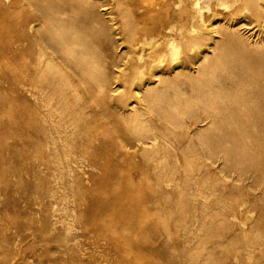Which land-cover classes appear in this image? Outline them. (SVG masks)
<instances>
[{"label": "rangeland", "instance_id": "1", "mask_svg": "<svg viewBox=\"0 0 264 264\" xmlns=\"http://www.w3.org/2000/svg\"><path fill=\"white\" fill-rule=\"evenodd\" d=\"M95 1V11L101 19L107 25L113 24V28L116 26V31L110 30L108 36H102L104 39L95 42L98 45L95 47L99 53L108 56L107 61L115 59L118 65L121 64L117 69L107 63L111 82L106 91L119 86L114 77L123 69L119 57L129 50L123 33L127 23L140 29L157 28L168 15H182L185 10L189 11V16L184 12L183 24L195 28L198 35L210 37L208 44L212 43V46L201 45L189 53L182 47L177 50L179 60L173 62L167 55L164 63L160 62L162 71L176 62L174 70H179V85L186 80L185 77H196L202 53H214L213 48L220 37L212 32L213 28L233 24L239 29L238 37L245 45L250 44V49L253 46L259 52L261 49L258 48L264 45L260 42L264 39V21L257 20L251 11L244 9V0H171L168 11L161 5L164 0ZM155 1L156 6L147 7V2ZM36 4V0L0 3V264H264V183L258 182L252 172L236 180L234 177L238 176L227 168L223 169L227 171L224 184L219 185L217 166L222 162L219 158H225L224 151L218 149L215 155L208 154L207 159L201 145L195 143L196 136L191 140L186 135L181 140L179 129L170 134L164 123H158L160 121L156 120L153 111L144 114L143 118L155 121L151 123V130L158 125L156 128L165 132L161 142L166 144L159 140L158 144L163 148L157 149L163 156L152 157L151 154L127 150L117 133L126 137H132L133 133L121 123L113 104L105 109L115 113L111 114L115 120L98 118L103 109L95 106L92 114L90 107L85 109L83 98L87 94L81 89L77 92L81 98L76 104L79 107L78 121L75 126L66 125V146L63 148L67 154L81 156L82 162L80 160L77 166L72 164L74 169L55 166L57 169L52 165L58 160L59 152L55 147L64 142L58 140L57 145L51 140L50 143L49 139L43 142L45 133L34 130L33 121L39 122L40 129L46 123L42 122L41 115L37 114V118L31 113L33 108L37 110L49 99L34 98L31 86L21 88L19 99L16 98L14 77L18 66L24 70L28 58L23 54L16 58L7 49L8 43L14 39V29L29 36H37L45 30ZM196 11H204L202 19L199 16L193 18ZM30 22L42 28L36 25L38 30H33L30 26H22ZM174 36L179 46L180 30H176ZM162 38L160 35L154 37L158 43V48L154 47L157 51L164 47ZM249 46L247 50L251 53ZM151 48L147 45L146 53ZM254 50L252 53H258ZM55 72L59 74L56 68ZM56 80L58 82L57 77ZM56 90H59L58 86ZM185 91L187 93L179 97L189 103L192 94ZM75 95L72 93L71 97ZM46 105L38 109L48 115L52 111L53 123L69 121L68 110L63 111L55 101ZM180 119L188 121V116L183 113ZM149 124L143 125L145 129H149ZM202 124L199 123L201 128L205 125ZM198 137L202 138V135ZM175 139L182 141L183 147L180 143L174 144ZM188 141L191 144L186 147ZM133 152L136 154H131ZM156 159L166 165L161 170L163 180L172 170L177 178H185L190 167L210 166V173L199 192L193 185L181 183L178 179L179 185L174 187L177 196L158 201L156 172L152 171L146 177L147 166L150 165L152 170L157 165ZM41 162L52 163V168L38 166ZM45 189L54 191L45 195ZM182 190L189 193V199H179L178 192ZM166 191L165 187L163 192ZM144 196L152 199L145 208L141 206L144 205ZM204 205L210 208L203 211ZM223 207L225 210L219 212ZM202 222H211L213 226H202ZM130 223L135 226L128 228ZM248 239H256V243H243L242 240L246 242ZM139 244L149 247L142 249ZM196 254H202V258ZM195 256L200 262L193 259ZM208 259L210 262L206 261Z\"/></svg>", "mask_w": 264, "mask_h": 264}, {"label": "bare ground", "instance_id": "2", "mask_svg": "<svg viewBox=\"0 0 264 264\" xmlns=\"http://www.w3.org/2000/svg\"><path fill=\"white\" fill-rule=\"evenodd\" d=\"M2 1L7 0H0V3ZM170 1L164 0L161 2L163 9L170 10ZM36 2L37 9L41 13L38 10L36 12L42 14L40 17L43 20L44 25L42 26L45 27V30L43 29L44 31L41 33L38 32L37 36H29L25 32L18 33V30L14 29V39L8 43V53H13L16 58H19L21 54L28 58L24 65L25 71L18 66L14 77L16 98L19 99L18 92L21 88L31 86L34 89L31 93L34 98L47 97L49 100L46 104L55 101L58 106L63 108V111H69V115L67 114L69 121L63 120L56 124L50 118L52 111L48 115L43 112L44 110L40 111L38 109L47 106L46 104L40 105L37 110L36 108L31 110V113L35 114L36 117L37 114L41 115L42 122L46 123L40 129L39 122L37 120L33 121L34 130H42L45 133L43 142L48 139L49 142L51 140L56 145L58 140L64 142L55 147L59 153L58 160L52 162L54 164L41 162L38 166L47 169L52 168V165L54 167L67 166L69 169L72 164L76 165L80 160L82 162L81 156L75 153L67 154L64 149L66 146V125L75 126L78 121L79 107L76 104L81 101V98L78 97L77 92L82 89V92L85 91L87 94L83 98L85 109L90 107L91 114L95 112V106L97 109L98 107L103 109L100 110L101 113H98V118L114 119L115 117L111 114L115 115V113L105 109L110 103L113 104L114 111L118 112L116 114L121 118V123H124L126 128L133 133L132 137L117 133L127 150L133 149L144 154H151L152 157H156L158 154L163 156L158 151L163 148L159 146L158 141L161 142L165 132L161 128H156L158 125L151 130V123L155 121L143 118L147 112L153 111L157 115L156 120L160 121L158 123H164L165 125H162L167 126L166 128L169 129L170 134H174L179 129L181 140L186 135L190 136L191 140L196 136L195 143L201 145L207 159L209 158L208 154L215 155L218 149L224 151L225 158H219L222 162L217 166V182L219 185L223 186L222 184H224L223 180L227 177V173H225L227 171H223V169L227 170V168L235 172L234 174L238 176L234 177L236 180L252 172L258 182L264 183L263 44L262 48H258L261 49L259 52L254 50L253 46L250 49L249 44L250 50L258 52L252 53L251 51L250 53L247 50L248 46L242 42L243 39L238 37L239 29H235L233 24L228 23L229 25H226L225 28H213L212 32L220 37L216 45L214 44V53H202L198 73L195 75V72H193L196 77H185L186 80H183V83L179 85L177 82L179 70L177 72L174 70L176 62L172 63L166 71H162V63L160 64V62H163L167 55L171 56L173 62L179 60L177 51L179 48L183 47L189 53L201 45L212 44H208L210 37L198 35L195 28H189L186 23L183 24L184 12H186V16H189V11L185 10L182 15H168L161 27L157 28L140 29L127 23L124 25L123 33L130 53H124L119 57L123 63V69L114 77L119 86L116 89L110 88L106 91L108 84L110 85L111 82L108 77L107 63L109 62L108 65L117 69L121 68V64L118 65L114 58V60L107 61L108 56L99 53L95 45L103 37L108 36L107 33L110 30L114 33L116 26L113 28V24L107 25L105 20L101 19L99 14L96 13L97 4L95 0H36ZM243 2L245 10L251 11L257 20L264 21V0H244ZM156 4H158L156 1L147 2V7L151 9ZM203 12L196 11L192 16L193 18L199 16L202 19ZM221 23L223 24V22ZM36 25L34 26L33 22H30L22 26H30V29L34 30ZM216 26L215 24V28ZM176 30H180L179 46L176 44L175 39L178 33L174 36ZM157 35L163 37L164 40V47L158 51L155 49L158 48V43L154 39ZM106 42L108 43V41ZM106 42L104 40V43ZM260 42L264 43V39ZM147 45L152 47L148 53L145 49ZM96 46L98 47V45ZM216 51L218 53H215ZM54 68L57 69L59 74L54 73ZM55 74H58V76ZM169 77H172V79ZM95 84L97 85L96 88ZM57 86L59 87L58 91L56 90ZM185 90L191 91L192 94V101L189 103L188 101H182L183 99L179 97L187 93ZM72 93H76L74 98L71 97ZM183 113L188 116V121L184 122L183 119L181 121L180 117ZM116 120L119 119L116 117ZM145 123H150L148 130L143 126ZM199 123H204V127L201 128ZM74 129L76 130L75 127ZM75 130L72 132L73 134ZM200 134L202 138L198 137ZM178 140L174 141V144H181L182 141L179 142ZM190 144L191 141H188L186 147H189ZM181 147H183L182 144ZM162 152H164V149ZM131 154H136V152ZM160 160H155L157 165L152 170L150 165L147 166L146 173L148 178L150 172H156L158 189L156 188L155 193L159 196L158 201L163 200L164 197L171 200L172 197L177 196L174 187L179 185L178 179L181 183L193 185L194 190L199 192L200 186L206 182L210 173V166L205 165L200 169L190 167L185 178L182 176L177 178L175 170H172L167 179L163 180L164 176L161 170L165 169L166 165ZM223 166H226V168H222ZM165 184L168 191L163 192ZM49 189H45L47 190L46 193L44 191L45 195L54 191ZM178 193L181 200L185 197L186 199L190 198L187 197L189 193L186 191L182 190ZM191 196L194 195L191 194ZM151 200L149 196H144L142 201L144 205L141 206L145 208V204L150 203ZM209 208L210 206L204 205L202 210L205 211ZM223 210H225V207L221 208L219 212H223ZM201 225L205 227L213 226L211 222H202ZM134 226L135 223L127 225L128 228ZM242 241L243 243H256V239ZM139 246L142 249L149 247L142 244H139ZM150 248L154 249L155 247L150 246ZM198 254L196 255L199 257L202 255ZM197 256L193 259L200 262L197 261ZM206 261H209V259ZM204 264L206 263L204 262Z\"/></svg>", "mask_w": 264, "mask_h": 264}]
</instances>
